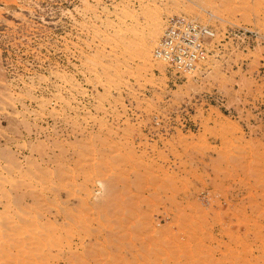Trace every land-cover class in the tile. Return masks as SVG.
<instances>
[{"label": "rangeland", "instance_id": "obj_1", "mask_svg": "<svg viewBox=\"0 0 264 264\" xmlns=\"http://www.w3.org/2000/svg\"><path fill=\"white\" fill-rule=\"evenodd\" d=\"M171 14L218 34L186 75L153 56ZM243 29L264 0H0V264H264Z\"/></svg>", "mask_w": 264, "mask_h": 264}, {"label": "built area", "instance_id": "obj_2", "mask_svg": "<svg viewBox=\"0 0 264 264\" xmlns=\"http://www.w3.org/2000/svg\"><path fill=\"white\" fill-rule=\"evenodd\" d=\"M241 34L246 39H264V34L257 30L243 29ZM217 49L219 42L215 28L184 14H171L165 18L154 52L168 69L186 75L206 65L208 56L216 53Z\"/></svg>", "mask_w": 264, "mask_h": 264}, {"label": "bare ground", "instance_id": "obj_3", "mask_svg": "<svg viewBox=\"0 0 264 264\" xmlns=\"http://www.w3.org/2000/svg\"><path fill=\"white\" fill-rule=\"evenodd\" d=\"M216 35H218V34L216 33ZM159 40H160V39H159ZM158 43H159V42H158ZM157 46H158V44H157ZM153 56H154V58H155L156 60L162 62L163 64H166L164 61H162V59H159V58L155 55V52L153 53ZM208 57H209V56H208Z\"/></svg>", "mask_w": 264, "mask_h": 264}]
</instances>
